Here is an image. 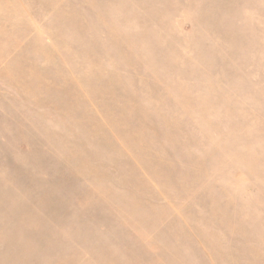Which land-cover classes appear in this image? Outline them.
<instances>
[{"label":"rangeland","instance_id":"obj_1","mask_svg":"<svg viewBox=\"0 0 264 264\" xmlns=\"http://www.w3.org/2000/svg\"><path fill=\"white\" fill-rule=\"evenodd\" d=\"M0 264H264V0H0Z\"/></svg>","mask_w":264,"mask_h":264}]
</instances>
